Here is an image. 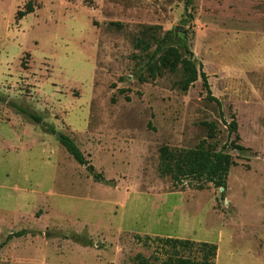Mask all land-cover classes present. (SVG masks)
<instances>
[{
  "label": "rangeland",
  "instance_id": "1",
  "mask_svg": "<svg viewBox=\"0 0 264 264\" xmlns=\"http://www.w3.org/2000/svg\"><path fill=\"white\" fill-rule=\"evenodd\" d=\"M186 1L0 0V264L165 259L137 236L215 244V264H264V0ZM169 32L237 124L244 151L227 150L223 190L175 188L157 173L163 145L219 150L229 139L200 78L182 92L180 68L146 72ZM137 38L150 49H135Z\"/></svg>",
  "mask_w": 264,
  "mask_h": 264
},
{
  "label": "trees",
  "instance_id": "2",
  "mask_svg": "<svg viewBox=\"0 0 264 264\" xmlns=\"http://www.w3.org/2000/svg\"><path fill=\"white\" fill-rule=\"evenodd\" d=\"M189 4L190 0H187L186 6ZM31 12L32 8L28 5L26 11L18 13V19ZM140 33L145 36L147 31L142 30ZM171 35V32L166 33L161 39L156 41V47L146 62V72L153 78L165 70L174 73L180 68L183 78L179 86L182 92H186L200 78L202 87L205 90V100L216 104L219 118L227 126L229 139L219 150L214 146L207 145L205 140H201L195 147L190 149L170 148L163 145L158 150L157 173L161 178H169L175 188H183L184 182L187 181L191 188L199 191L205 190L209 184L215 189H225L229 170L235 164L227 150L244 151V147L238 144L237 124L233 117L230 122L226 123L221 104L218 99L212 96L207 83V76L202 71L201 65H196L193 55H190V58L183 57L173 41L171 42ZM180 44L184 45V48L188 50L183 39ZM150 46V43L142 38L135 40V49L147 51ZM147 80L143 76L139 77L141 82H146ZM124 92L125 90L119 91V93ZM30 116L37 122H41L38 117ZM204 126L207 129L208 139L215 138L216 125L213 122H206ZM231 136H234V138L231 139ZM58 141L78 165L87 166L88 170L92 172L93 178L95 180L100 179V175L93 173V167L88 165L84 155L70 137L60 135ZM22 234L23 232L18 233V236ZM136 238L139 242L143 241L145 246H148V242L151 241H157L161 244L166 257L159 264H215L217 253L215 244L195 243L190 240L170 238L151 239L148 236L143 239L139 236ZM187 252L190 254L193 252L197 253L198 258L186 256ZM135 260L138 264H150L139 254L135 256Z\"/></svg>",
  "mask_w": 264,
  "mask_h": 264
},
{
  "label": "water",
  "instance_id": "3",
  "mask_svg": "<svg viewBox=\"0 0 264 264\" xmlns=\"http://www.w3.org/2000/svg\"><path fill=\"white\" fill-rule=\"evenodd\" d=\"M178 30H181V27L176 26L173 28V32H177ZM181 33H183V32H181ZM57 136L59 137V135H57ZM221 190H223V188H221Z\"/></svg>",
  "mask_w": 264,
  "mask_h": 264
}]
</instances>
